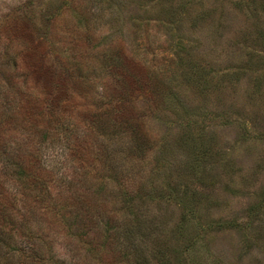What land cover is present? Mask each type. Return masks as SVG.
Returning a JSON list of instances; mask_svg holds the SVG:
<instances>
[{"label":"rangeland","instance_id":"obj_1","mask_svg":"<svg viewBox=\"0 0 264 264\" xmlns=\"http://www.w3.org/2000/svg\"><path fill=\"white\" fill-rule=\"evenodd\" d=\"M14 21L70 71L71 119L88 128L83 114L115 95V118L133 127L71 141L86 174L69 187L49 179L51 201L35 207L54 220L49 240H35L45 264H264V0H0L11 65L27 47L8 35ZM4 80L0 112L19 122L25 104L5 103ZM29 89L23 102L43 97ZM11 127L0 144L17 147L12 163H26L20 145L53 138ZM79 188L91 216L62 233L53 204Z\"/></svg>","mask_w":264,"mask_h":264},{"label":"trees","instance_id":"obj_2","mask_svg":"<svg viewBox=\"0 0 264 264\" xmlns=\"http://www.w3.org/2000/svg\"><path fill=\"white\" fill-rule=\"evenodd\" d=\"M25 23L14 21L13 24H8L6 28L10 37L22 38L23 43H27V47L24 46V51L17 55L12 65L9 62L8 53L1 55L0 75L5 76L4 85L1 86L4 87V95L8 96L5 103L14 100L18 104L23 103L25 105L19 112L21 113L19 122L10 115V112L4 110L0 112V139L1 131L11 126L28 128L24 129L26 134H21L27 138H32V135L43 130L52 132L53 138H49L50 136L45 131L42 134V139L43 141L50 139V141L37 142L33 148L29 145L23 148L20 145L21 150H19L26 156V163L20 162L21 165L12 163L13 161L10 160L17 152L15 149L17 147L7 148L0 144V161L2 164L0 165V264H45L48 260L54 261L49 257L46 258L47 254H45L43 246L38 247L35 242V240H49L51 234L46 232V228H51L54 224V220L48 219L49 213L44 211L38 217L35 212L37 203H42V200L46 199L51 201L52 197L47 192L46 181L48 182L50 179L53 183L57 178L60 179L63 187L65 185L67 187L75 186L78 185L82 174H86L80 171L83 153L78 145L73 146L71 143L74 139L79 141L83 129L84 133L82 134L90 133V135L109 130L111 133H117L124 130L128 131V126L131 125V122L122 117L115 118L116 107L111 106L116 100L113 97L115 95L110 96L105 102H101L104 106L107 105L106 108H102L98 112L83 114V120L86 118L89 121L86 122L88 128L81 126L80 121L82 122V120L77 123L76 120L71 119L72 114L70 112L73 109L69 108L72 106L73 99L72 95L69 94V89L72 75L69 70H64V67L61 68L64 64L59 56H54L51 62L48 60L47 55L42 52L41 48L39 49L43 35L37 34L30 26H27L28 23ZM28 37H30L32 44L25 40ZM12 67L15 72L21 74V80L15 81V78L10 74ZM32 85L35 90L41 91L43 97L36 102H23ZM119 100L121 103L126 102L124 97ZM118 103L119 101L116 102V104ZM38 128H43V130ZM130 128L133 129L131 126ZM26 150L27 153L24 154ZM108 155H110L109 152ZM75 160L78 164H75L77 163ZM68 163L71 166L69 170H66L64 165ZM13 166L15 168L11 172ZM59 166L61 171L63 168V173L59 170ZM78 191L79 193H75V190L70 191L67 197L62 195L60 199L63 200L53 204V210L59 206V209L55 210V214L58 215V221L63 222L62 233H70L69 230L76 224L69 222L74 221L75 218L84 219L80 218L83 214L91 216L89 210H92L93 206L91 201H86L89 194L80 193L82 191L80 188ZM31 204L33 206L28 208ZM65 211L68 212L65 213ZM68 218L67 223H64L65 219ZM88 221L91 222L92 218H89ZM40 223L45 224L40 226ZM44 243L46 244V242ZM53 264L66 263L55 261Z\"/></svg>","mask_w":264,"mask_h":264}]
</instances>
